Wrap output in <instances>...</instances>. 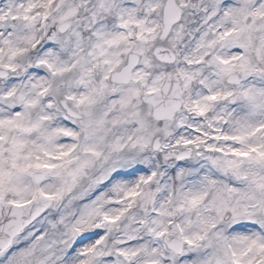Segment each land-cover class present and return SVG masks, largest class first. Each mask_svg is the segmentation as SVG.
Instances as JSON below:
<instances>
[{
    "label": "snow or ice",
    "instance_id": "6c2138e0",
    "mask_svg": "<svg viewBox=\"0 0 264 264\" xmlns=\"http://www.w3.org/2000/svg\"><path fill=\"white\" fill-rule=\"evenodd\" d=\"M0 264H264V0H0Z\"/></svg>",
    "mask_w": 264,
    "mask_h": 264
}]
</instances>
